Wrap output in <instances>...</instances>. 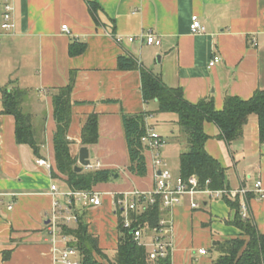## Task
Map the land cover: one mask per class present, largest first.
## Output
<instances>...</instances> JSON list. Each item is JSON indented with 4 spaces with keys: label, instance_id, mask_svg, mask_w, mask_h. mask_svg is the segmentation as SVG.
Returning a JSON list of instances; mask_svg holds the SVG:
<instances>
[{
    "label": "crops",
    "instance_id": "1",
    "mask_svg": "<svg viewBox=\"0 0 264 264\" xmlns=\"http://www.w3.org/2000/svg\"><path fill=\"white\" fill-rule=\"evenodd\" d=\"M7 3L13 6L11 31L2 26ZM193 16L199 17L206 32H191ZM65 24L69 32L63 30ZM150 33L160 44L140 38ZM115 35L124 39L118 42ZM128 36L136 38L130 41ZM121 55L132 58L139 68L121 69ZM214 55L221 60L211 67ZM141 69L159 76L169 87L181 88L194 104L211 99L222 110L229 95L251 98L264 90V0H0V264H65V247H77L64 226L77 227L80 216L99 246L111 258L115 256L119 217L131 219V211L118 200L133 199L128 193L135 189L152 191L156 183L149 149L144 148L145 176L128 168L125 115L149 112L147 124L166 140L161 148L165 167L171 172L169 163L178 161L181 178L180 155L185 147L178 116L158 112L157 99L145 100ZM72 82L71 154L80 165V149L87 147L90 163H100L99 169H108L110 178L91 189L99 193L100 205L73 201L72 212L79 220L66 224L60 219L53 234L54 202L66 204L69 198L63 193L74 191L67 175L57 168L53 98ZM6 98H16L30 117L35 145L18 140L17 120L7 111ZM92 115L96 130L85 133ZM204 128L207 151L226 168L222 189H252L259 180L264 187V142L256 114L250 115L242 135L233 141L219 137L213 121H206ZM40 157L51 168L39 165ZM93 170L97 169L82 171ZM52 185L60 194L53 195ZM193 200L200 203L198 208L191 207L189 196L172 209L160 203L161 219L172 225V234L166 235L174 242L172 264H211L214 240L242 235L235 223L237 209L230 201L238 200L241 214V204L246 202L247 217L264 233V197L258 193L245 197L201 193ZM144 210L145 203H139L135 211ZM141 229V242L150 249L153 227ZM202 248L206 254L200 253ZM70 258L82 264L79 250Z\"/></svg>",
    "mask_w": 264,
    "mask_h": 264
},
{
    "label": "trees",
    "instance_id": "2",
    "mask_svg": "<svg viewBox=\"0 0 264 264\" xmlns=\"http://www.w3.org/2000/svg\"><path fill=\"white\" fill-rule=\"evenodd\" d=\"M121 69H137L139 65L130 57L121 55L118 58ZM143 94L146 101L158 100V112L176 113L177 125L181 132L180 142L184 150L180 155L181 178L192 175L199 178L202 188L222 189L226 184V168L213 157L206 148L208 135L204 124L213 121L220 129L219 137L228 141L239 138L251 114H256L260 125L261 140L264 142V90H257L249 99L229 95L225 99L222 110H217L211 99H201L198 103L186 100L181 88L167 86L162 79L151 71L141 69ZM73 82L61 87L53 98L54 115L57 130L54 136L56 162L58 170L67 175V181L74 190H91L94 185L110 178L108 169L93 171H76L77 160L70 151L68 138L71 122ZM6 98L7 111L13 113L17 120V138L21 142L35 145L31 119L24 114L17 101ZM149 112L127 116L125 115V131L131 157L129 170L140 176L148 172L144 143L142 136L146 133V117ZM97 119L92 115L87 123L88 129L96 130ZM96 133V132H95ZM95 136L94 139L95 140ZM85 139V138H84ZM89 138L87 137V142ZM209 181V183H207ZM230 201V200H229ZM237 209L236 225L243 231L242 235L217 239L213 241L211 251L216 253L211 264H264V233L240 212L238 200L230 201ZM146 210L131 211V227H125L124 218L119 217V240L116 254L111 258L100 246L95 235L88 230L87 223L80 216L77 227L64 226V231L74 236L73 246L82 253V264H105L99 262L96 254L107 264H151L148 260L149 249L135 239L134 229L146 225H158L162 213L160 201L156 204H146ZM160 264H172L170 255L159 261Z\"/></svg>",
    "mask_w": 264,
    "mask_h": 264
},
{
    "label": "built area",
    "instance_id": "3",
    "mask_svg": "<svg viewBox=\"0 0 264 264\" xmlns=\"http://www.w3.org/2000/svg\"><path fill=\"white\" fill-rule=\"evenodd\" d=\"M12 11L13 6L10 3H7L5 5L4 22L2 25L5 31H11V29L13 28ZM62 28L63 30L69 32L68 25L65 24L62 26ZM190 29L194 34L206 32L205 25L197 16L192 17ZM127 38L128 40L133 41L136 37L128 36ZM140 38L146 39L149 44H160V39H158L153 33L147 35L142 34L140 35ZM115 39L116 41L121 42L124 39V36L115 35ZM254 44H257V41L254 40ZM220 60V56L214 55L209 61V66H215ZM142 141L144 143V148L149 149L153 154L152 164L156 176V183L152 191L145 192L135 189L128 193L129 195L133 196V199H119L118 204L126 205L128 211L137 210L139 203H148L150 205H153L158 201H160V203L164 207L172 209L173 207L180 205L183 202L184 197L186 196L191 197V207L194 209L198 208L200 203L193 200V197L194 195L201 193H207L211 196L217 197L223 194L230 196L241 195L245 197L249 193L254 192L258 193L260 198L264 197V187L262 181L260 180L255 183V186L252 189L248 187H242L241 189L234 191L228 189H211L209 187L202 188L200 186L199 178L196 175H192L187 179L180 178L176 183H173L172 174L170 170L165 167L164 160L161 158V148L166 144V140L160 133H158L147 124L146 133L142 136ZM37 163L39 165H44L48 168H51V163L43 157L38 158ZM86 167L88 169H99L100 163H97L96 165H92L90 163ZM207 183H209V181H207ZM51 189L53 195L56 196L60 194L56 185H52ZM63 194L67 195L69 201L66 204L61 203L58 200H55L54 202L53 213L51 217V230L53 234H56L58 232L60 219H64V222L66 224H70L79 220L78 215L72 212L73 201L82 200L85 204H101V197L99 193L92 190H74ZM10 208H12V206H10ZM241 208L242 216L246 218L248 216V206L246 202H242ZM124 225L128 228L132 226V221L129 217L125 218ZM133 232L135 234V239L140 244H142V229L136 228ZM153 232L154 241L152 242L149 249L148 260L151 264H160L159 261L169 256L174 246L172 238H170L169 240L166 238V235H168L169 233L172 234V225L167 219H160L158 225L153 227ZM199 251L201 254L207 253V250L203 248ZM77 252L78 250L72 246L65 247L62 252V261L65 264H80V261H75L70 258L71 255H75Z\"/></svg>",
    "mask_w": 264,
    "mask_h": 264
},
{
    "label": "water",
    "instance_id": "4",
    "mask_svg": "<svg viewBox=\"0 0 264 264\" xmlns=\"http://www.w3.org/2000/svg\"><path fill=\"white\" fill-rule=\"evenodd\" d=\"M79 164L75 166L76 171H82L84 167L90 164L89 159V149L87 147H81L80 153H79Z\"/></svg>",
    "mask_w": 264,
    "mask_h": 264
},
{
    "label": "rangeland",
    "instance_id": "5",
    "mask_svg": "<svg viewBox=\"0 0 264 264\" xmlns=\"http://www.w3.org/2000/svg\"><path fill=\"white\" fill-rule=\"evenodd\" d=\"M176 162V163H175ZM169 167H170V169H171V172L173 173V175H174V180H179L180 179V177H179V164H178V161H175V159L174 160H172L170 163H169ZM216 254V253H215ZM214 254V256H216ZM96 258L98 259V261L99 262H103V263H105V264H107V262L105 261V260H103L102 258H100V256H96Z\"/></svg>",
    "mask_w": 264,
    "mask_h": 264
}]
</instances>
